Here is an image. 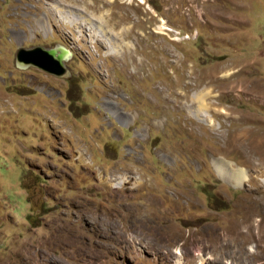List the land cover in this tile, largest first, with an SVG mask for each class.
Returning <instances> with one entry per match:
<instances>
[{"label":"rangeland","instance_id":"374dc122","mask_svg":"<svg viewBox=\"0 0 264 264\" xmlns=\"http://www.w3.org/2000/svg\"><path fill=\"white\" fill-rule=\"evenodd\" d=\"M0 264H264V0H0Z\"/></svg>","mask_w":264,"mask_h":264},{"label":"water","instance_id":"95a60500","mask_svg":"<svg viewBox=\"0 0 264 264\" xmlns=\"http://www.w3.org/2000/svg\"><path fill=\"white\" fill-rule=\"evenodd\" d=\"M16 61L20 66L34 64L36 67L55 76L66 74V67L61 56L53 54L52 51L40 45L20 47L16 52Z\"/></svg>","mask_w":264,"mask_h":264},{"label":"bare ground","instance_id":"6f19581e","mask_svg":"<svg viewBox=\"0 0 264 264\" xmlns=\"http://www.w3.org/2000/svg\"><path fill=\"white\" fill-rule=\"evenodd\" d=\"M44 24H43V26H46V25H48L47 24V22L45 21V22H43ZM227 163H225L226 164V166H228L229 168H231V169H233V171H232V174L231 175H229V177H231L232 179H234V184H236V185H238L239 183L241 184L242 183V180H243V177H246L247 178V174L246 173H244V170L241 168V167H235V166H233L232 165V162L231 161H226ZM223 162H217V169L219 170V172L221 173V171H223V165H224V163L222 164ZM238 173L240 174V175H242L241 177H239L238 178ZM234 174H235V176H237V178L234 176ZM223 176V175H222ZM231 182V181H230ZM242 185V184H241ZM254 250V249H253Z\"/></svg>","mask_w":264,"mask_h":264},{"label":"flooded vegetation","instance_id":"af4514ba","mask_svg":"<svg viewBox=\"0 0 264 264\" xmlns=\"http://www.w3.org/2000/svg\"><path fill=\"white\" fill-rule=\"evenodd\" d=\"M30 65H32L33 67H36L34 64H31V63H30Z\"/></svg>","mask_w":264,"mask_h":264}]
</instances>
